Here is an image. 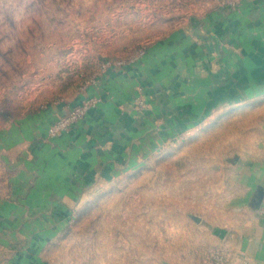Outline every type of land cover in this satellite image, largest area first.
<instances>
[{
	"label": "rangeland",
	"instance_id": "obj_1",
	"mask_svg": "<svg viewBox=\"0 0 264 264\" xmlns=\"http://www.w3.org/2000/svg\"><path fill=\"white\" fill-rule=\"evenodd\" d=\"M242 1L0 0V130L52 105L69 111L94 97L98 107L102 99L88 92L109 69L129 68L153 43L216 10L239 12ZM148 105L134 102L138 112ZM246 111L223 110L104 171L36 264H251L237 245L238 204L228 200L245 140L263 144L241 137ZM229 210L231 231L221 228Z\"/></svg>",
	"mask_w": 264,
	"mask_h": 264
},
{
	"label": "crops",
	"instance_id": "obj_2",
	"mask_svg": "<svg viewBox=\"0 0 264 264\" xmlns=\"http://www.w3.org/2000/svg\"><path fill=\"white\" fill-rule=\"evenodd\" d=\"M204 21L156 41L129 68L109 69L88 92L101 104L63 136L50 139L48 129L64 104L0 130V264L40 262L47 238L68 225L104 171L243 106L241 137L263 144L245 140L228 200L241 217L238 248L264 264V0H243L239 12L216 10ZM139 97L149 104L144 112L134 108ZM231 216L222 229L235 227Z\"/></svg>",
	"mask_w": 264,
	"mask_h": 264
},
{
	"label": "built area",
	"instance_id": "obj_3",
	"mask_svg": "<svg viewBox=\"0 0 264 264\" xmlns=\"http://www.w3.org/2000/svg\"><path fill=\"white\" fill-rule=\"evenodd\" d=\"M99 102L98 98H86L78 106L69 109V111H63L50 126L48 130L49 136L57 138L70 132L78 123L86 118L92 109L97 107Z\"/></svg>",
	"mask_w": 264,
	"mask_h": 264
}]
</instances>
